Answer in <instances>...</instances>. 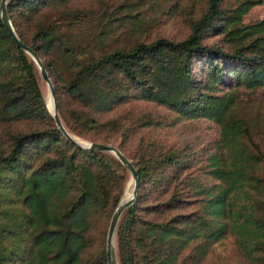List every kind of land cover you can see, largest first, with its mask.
Returning <instances> with one entry per match:
<instances>
[{"label": "trees", "instance_id": "trees-1", "mask_svg": "<svg viewBox=\"0 0 264 264\" xmlns=\"http://www.w3.org/2000/svg\"><path fill=\"white\" fill-rule=\"evenodd\" d=\"M263 1L207 0L187 18L182 38L110 48L112 28L100 8L8 1L18 35L50 72L67 129L101 142L120 134L115 145L138 169V198L117 231L120 264H202L229 235L244 261L264 264V142L238 113L242 89H264V17L244 21ZM89 47L96 51L81 57ZM40 79L0 8V264H108V227L127 168L114 154L67 138ZM135 100L177 116L113 113ZM181 118L219 125L215 148L198 167L192 147L135 136Z\"/></svg>", "mask_w": 264, "mask_h": 264}, {"label": "rangeland", "instance_id": "rangeland-1", "mask_svg": "<svg viewBox=\"0 0 264 264\" xmlns=\"http://www.w3.org/2000/svg\"><path fill=\"white\" fill-rule=\"evenodd\" d=\"M82 1L91 8H100L103 13L105 12L104 16L108 21V25L105 27L107 29L112 28V31L107 30V34H109L108 48L114 47L118 44H129L136 39L151 40L158 35H165L174 39L182 38L189 33L187 18L191 14H198L205 7L207 2V0ZM263 17L264 1L263 3L253 6L244 16V21L251 22ZM92 31L94 30L90 29L89 33L91 34ZM95 51V48L89 47L86 49V54L81 55V57L90 56ZM40 80L47 105L49 106L48 98L51 96L49 85L42 76ZM149 110L153 111V113L160 118L168 117L173 119L177 116L176 112L167 109L166 106L145 100H135L128 105L116 108L113 113L115 115L125 114V116H140L143 112ZM238 113L245 116L250 121L255 128V134H258V137L260 136L264 142V89L258 88L253 91L242 89L240 92V106L238 108ZM111 114L112 113H108L105 117L110 116ZM141 134L156 137L157 140L164 143H173L180 147H192L196 149L198 160L195 164L196 167H198L203 162L201 160H204L208 153L215 148L216 141L219 137V125L217 122L207 118H181L175 125L155 126L153 129L143 128L138 130L135 136L139 137ZM74 135L83 140H90L76 133H74ZM121 139L122 136L117 134L109 142H113L117 145ZM134 142L136 144L137 139ZM127 172L129 178L126 183L123 197L126 195L128 188L131 190L133 188L132 176L128 168ZM212 249L214 250L209 253L202 264H248L244 261L241 253L235 245L233 236L231 235L216 242Z\"/></svg>", "mask_w": 264, "mask_h": 264}, {"label": "water", "instance_id": "water-1", "mask_svg": "<svg viewBox=\"0 0 264 264\" xmlns=\"http://www.w3.org/2000/svg\"><path fill=\"white\" fill-rule=\"evenodd\" d=\"M8 1L9 0H1V16L6 24V26L9 28L11 34L13 35V38L17 42V44L25 49L36 61L41 76L47 81L51 97L53 101V108L51 109L50 106L49 110L53 114L56 123L61 128V130L64 132V134L67 136L68 139H70L73 143H75L78 147L82 149L87 150H98V151H107L115 154L118 159L130 170L131 176H132V182H133V188L131 190V195L129 197H123L117 207L115 208L113 215L110 220L109 228H108V235H107V254H108V264H120L117 254V247H116V233H117V227L118 223L120 221V218L125 211L126 208L131 206L138 198V192H139V184H140V178L138 174V169L133 163L132 159L128 157L118 146H116L113 142H101V141H90L87 140L85 142L79 141L75 135L70 132L67 127L64 124V121L61 117L60 111H59V102H58V96L56 93V87L55 83L50 75V72L43 60V58L34 50L31 46H29L22 38L18 35L13 22L10 18V15L8 13Z\"/></svg>", "mask_w": 264, "mask_h": 264}, {"label": "bare ground", "instance_id": "bare-ground-1", "mask_svg": "<svg viewBox=\"0 0 264 264\" xmlns=\"http://www.w3.org/2000/svg\"><path fill=\"white\" fill-rule=\"evenodd\" d=\"M48 104H49V106L51 107V109L53 108V101H52V97L50 96L49 98H48ZM79 141H82V142H85V141H87V140H83L82 138H79V137H77V136H75ZM131 195V189H127V193H126V195L124 196L125 198L126 197H129Z\"/></svg>", "mask_w": 264, "mask_h": 264}]
</instances>
